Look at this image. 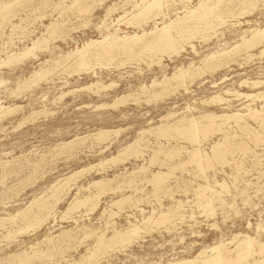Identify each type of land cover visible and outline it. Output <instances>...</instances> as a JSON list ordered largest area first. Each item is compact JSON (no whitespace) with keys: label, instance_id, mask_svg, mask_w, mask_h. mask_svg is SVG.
<instances>
[{"label":"rangeland","instance_id":"rangeland-1","mask_svg":"<svg viewBox=\"0 0 264 264\" xmlns=\"http://www.w3.org/2000/svg\"><path fill=\"white\" fill-rule=\"evenodd\" d=\"M3 1L10 0H0ZM26 1H29L26 6L24 2H20L23 5H13L10 16H0V24L4 23V26L0 25V60L6 59L10 53L13 55V52L20 54L32 45L33 40L41 36L44 38L38 46L39 49H34L32 56L31 53L23 59H6L7 64L0 66V79L5 81L0 85V105L10 109L16 107L14 111L11 109L12 112L7 108L0 113V166H3L0 167V217L9 218L21 209L27 214L23 218V213L18 214L19 216L13 219L15 222L5 220L3 227L0 225V264H12L13 261V264H21L17 261L26 259L27 256H30L31 260L26 259L29 263L24 264H168L193 258L199 259V264H206L205 257L209 256L213 252L212 248L216 246L222 245L221 249H224L227 257L235 256L237 248L240 247L239 242L244 236L255 240L253 249L255 253L258 252L259 245L264 243V39L249 48L242 47L241 43L242 37H250L252 30L264 29V0H223L224 6L221 2L219 9L216 8L214 14L209 15L212 17L202 19V28L195 32V37L183 43L184 48L177 54L161 51L149 53L148 50L137 46L130 54L127 50L117 48L112 50L111 56L105 55L106 57L103 56L104 58L101 57L98 61L92 60L93 63L91 61L87 67L78 69L71 66L55 67L54 60L81 49L89 40H100L108 33L119 36L135 33L141 35L155 26L162 27L164 23L183 18L182 15H187L184 16L186 18L192 17L194 14L190 15V10L198 7L201 0H168L170 6L162 8L165 15L150 16L146 19L141 16L137 19L140 20L141 26L135 23L129 25L128 20H125L130 18V12L136 9L140 0H86L84 4L91 5L86 12L68 7L73 0H50L39 7L36 4L39 0ZM29 9L31 12L28 13ZM125 11L128 14L117 23L116 18L124 15ZM50 23L55 24V34L45 32ZM48 34L49 37H46ZM227 50H230V54L226 55L230 59L220 55ZM210 54H214L216 59L207 63L205 58ZM222 56L226 58L223 61ZM40 66L50 68V74L53 69H58L53 70L51 75L47 74L44 79L41 78L36 85L28 86L26 79ZM179 68H188L191 71L195 69L199 72H196L193 78H186L187 81L183 83L186 86L178 84L177 80L170 81L169 84L162 80L171 77ZM227 91L229 93H226ZM214 95H221L225 100L215 103L216 100H211ZM250 109L263 111H258L259 117H250L247 115ZM236 111L243 115L242 119L244 118L242 124L245 128L242 130L235 126L234 119H229L230 121L219 127L209 125L208 130L205 131L206 127L202 130V134L204 131L206 134L199 147L208 154L211 146L221 139L225 132L230 135L227 144H237L233 151L225 155L228 163L214 157L210 165L205 164L204 171H201L195 162L185 163L188 160V151L198 147L196 143L175 133H171L172 138L160 134L159 136L155 129L157 126L174 124L177 118L193 116L208 124L209 119L204 117L206 114L221 116ZM216 119V122L222 123L223 119ZM100 130H108V136L105 135L106 138L101 141L93 138ZM142 130H145L144 133ZM258 132L259 139L255 140L253 134ZM135 139L138 140V145L135 143L134 150L139 148L142 153L139 150L138 153L126 149ZM66 143L69 144L64 146ZM61 144L64 147H61ZM41 154H44V157ZM180 166L181 169L178 168ZM158 171L171 175L166 177L161 188L154 189L152 175ZM75 172L79 173L74 175ZM71 174L75 176L72 177V182H69V186L64 185L71 190L66 192L65 189L61 192L60 199L54 206V217L35 228L29 227L33 216L38 214L37 201L48 196L52 201V188L63 184L65 178ZM205 177L211 184L210 187L220 192L217 196L212 195L209 188H201L206 185ZM213 179L215 184H212ZM94 181L105 183L100 187L94 185ZM221 185L225 186V189H222ZM87 192H90V195L100 194L98 206L94 211L89 210L87 205L73 208L74 210L67 209L75 198L82 199L83 196L89 195ZM121 197H126V202L124 200L120 206L121 210L117 205L113 208L112 202ZM207 200H211L210 212L203 206ZM163 212L170 214L169 223H161L156 219ZM132 224L140 226V231L139 235L135 236L136 239L134 237L127 241L129 245L126 242L113 244L98 250L93 258L89 256L97 249L100 235L104 234V238L108 239L113 228L125 231ZM107 227L109 228L105 229ZM8 231L10 234L14 232L6 237L4 233L8 234ZM62 232L74 237L66 238ZM61 236L66 240H62ZM33 252L38 254L33 255ZM261 252L253 253L245 262L234 264H264V249ZM205 254L207 255L204 257ZM24 259L22 260L25 261Z\"/></svg>","mask_w":264,"mask_h":264},{"label":"bare ground","instance_id":"bare-ground-1","mask_svg":"<svg viewBox=\"0 0 264 264\" xmlns=\"http://www.w3.org/2000/svg\"><path fill=\"white\" fill-rule=\"evenodd\" d=\"M25 1L26 0H10V1H7V2H5V1H3V2H0V16L2 17V18H5L8 14H9V16H10V12H11V7L13 6V5H16V6H18V5H20V4H22L23 2H24V5L25 4H27L29 1H26V3H25ZM50 0H39L36 4H37V7H39V6H43V5H45V4H47L48 2H49ZM84 1H86V0H73V3H71V6H68V7H70V8H77L78 9V11H84V12H86L87 10H89V8H90V6H88L87 4H84ZM127 1V0H126ZM171 1V0H170ZM178 1V0H177ZM181 1H183V0H181ZM223 0H213V1H211V0H201V2L199 3V6L197 7L196 6V8L194 9L193 8V10L191 9L190 10V15L193 13L194 15H192V17H189V18H186V17H184V16H187V15H182L183 16V18L181 17L180 19H178V20H176V21H171V22H169V23H164L163 24V26L162 27H158V26H155L154 27V29H152L151 31H148V32H143L141 35H139V34H137V33H135V34H133V35H128V34H125V35H123V36H119V35H116V34H112V33H108V34H106V35H104L103 37H102V39H100V40H98V39H95V40H89L85 45H83V47L80 49H76V50H74V51H71V52H69V53H67V55L65 56V57H61L60 59H58V60H54V61H56L55 62V67H57V66H65V67H67V66H71V67H73V68H75V69H78V68H83V66H84V68H85V66L87 67L90 63H91V61L92 60H96V61H98V60H100V58L102 57V58H104L103 56H105V55H110L111 53H112V50H114V49H123V50H127L129 53L132 51V50H134V48L137 46L138 48H143V49H146V50H148L149 51V53H151V52H154V51H161V52H168L169 54H173V53H179L183 48H184V45H183V43L184 42H187L188 40H189V38L191 39V38H193V36H194V34H195V32L202 26V23H201V21H202V19L204 18V17H207V16H209V15H211L212 13L214 14V12H215V10H216V8H218V6H219V4L222 2ZM228 1V0H227ZM20 2H22V3H20ZM31 2V1H30ZM140 3L139 4H137L136 5V9H134V10H132L131 12H130V18H125V20L127 19L128 21L127 22H129L128 24L130 25V23H135L136 25L138 24V25H140L141 23H139V21H137V19L138 18H140L141 16H144V18L146 19V17H152V16H158V15H160V14H162V16L163 15H165L164 14V12L162 11V8L164 7V6H168L169 4H168V0H140L139 1ZM172 2H175V0L174 1H172ZM185 2H187V1H185ZM190 2V1H189ZM225 2V1H224ZM224 2H222L223 3V6H224ZM230 2V1H229ZM233 2V1H232ZM243 3H244V1H242ZM245 2H246V0H245ZM251 2V1H250ZM94 3V2H93ZM93 3H92V5H93ZM169 3H171V2H169ZM177 3V2H176ZM181 3V2H180ZM235 3V2H234ZM233 3V4H234ZM243 3L241 4V5H243ZM84 4V5H83ZM95 4V3H94ZM127 4V3H126ZM173 4V3H172ZM198 4V3H197ZM226 4V3H225ZM249 4V3H248ZM23 5V4H22ZM32 5H33V3H32ZM32 5L30 6L31 8H32ZM62 5V4H61ZM135 5V4H134ZM180 5V4H179ZM187 5V4H186ZM221 5V4H220ZM230 5V4H229ZM235 5H237L236 3H235ZM244 5H245V3H244ZM243 5V6H244ZM26 6V5H25ZM170 6V5H169ZM233 6V5H232ZM134 7V6H133ZM181 7H183V6H181ZM240 7V6H239ZM246 7V6H245ZM244 7V8H245ZM15 8V7H14ZM17 8V7H16ZM24 8V7H23ZM41 8V7H40ZM39 8V9H40ZM55 8V7H54ZM169 8V7H168ZM167 8V9H168ZM236 8H238V7H236ZM240 8H242V7H240ZM20 9V8H19ZM18 9V10H19ZM38 9V8H37ZM38 9V10H39ZM113 9V8H112ZM186 9V8H185ZM190 9V8H189ZM219 9V8H218ZM228 10H229V7L227 8ZM16 10V9H15ZM36 10V9H35ZM53 10V9H52ZM63 10H65V9H63ZM63 10H62V12H63ZM69 10V9H68ZM71 10V9H70ZM109 10H110V8H109ZM124 10V9H123ZM232 10V9H231ZM231 10L229 11V12H231ZM244 10V9H243ZM26 11H27V9H26ZM32 11H33V9H32ZM54 11V10H53ZM179 11V10H178ZM224 11V10H223ZM234 11V10H233ZM247 11H248V9H247ZM14 12V11H13ZM18 12V11H17ZM29 12H31V10L29 9V11H28V13ZM44 12V11H43ZM66 12V11H65ZM69 13H70V11H68ZM72 12V11H71ZM75 12H77V11H75ZM84 12H81V13H83L84 14ZM189 12V11H188ZM218 12V11H217ZM221 12V11H220ZM225 12H226V10H225ZM235 12V11H234ZM238 12H239V10H238ZM246 12V11H245ZM20 13H22V12H20ZM39 13V12H38ZM73 13V12H72ZM71 13V14H72ZM78 13V12H77ZM89 13V12H88ZM23 14V13H22ZM26 14V13H25ZM31 14V13H30ZM30 14H29V16H30ZM34 14V13H33ZM32 14V15H33ZM80 14V13H79ZM128 14V12H126L125 11V13H124V15H120L118 18H116V21H117V23H120L121 21H122V19L124 18V17H126V15ZM168 14V13H167ZM227 14H228V12H227ZM12 15V14H11ZM66 15V14H65ZM80 15H82V14H80ZM85 15V14H84ZM86 15H87V13H86ZM189 15V14H188ZM223 15V14H222ZM235 15V14H234ZM243 15V14H242ZM26 16V15H25ZM44 16V15H43ZM241 16V15H240ZM17 17H19V16H17ZM28 17V16H27ZM27 17H25L26 19H27ZM65 17H67V16H65ZM161 17V16H160ZM179 17V16H178ZM209 17H212V16H209ZM222 17V16H221ZM15 18V17H14ZM19 18H21V17H19ZM18 18V19H19ZM29 18V17H28ZM33 18V17H32ZM37 18V17H36ZM64 18V17H63ZM177 18V17H176ZM218 18L219 19H221L219 16H218ZM38 19V18H37ZM151 19H153V18H151ZM150 19V20H151ZM205 19H207V18H205ZM212 19V18H211ZM218 19V20H219ZM12 20V19H11ZM22 20V19H21ZM25 20V19H24ZM36 20V19H35ZM39 20V19H38ZM60 20V19H59ZM67 20V19H66ZM218 20H216V21H218ZM29 21H32V20H29ZM56 21V20H55ZM62 21V20H61ZM209 21V20H208ZM207 21V22H208ZM212 21V20H211ZM21 22V21H20ZM23 22V21H22ZM21 22V23H22ZM35 22V21H34ZM67 22V21H66ZM65 22V23H66ZM115 22V21H114ZM126 22V23H127ZM219 22V21H218ZM2 23V22H1ZM32 23V22H31ZM54 23V22H53ZM53 23H50V25L49 26H47L46 27V31L45 32H54V29H55V24H53ZM59 23V22H58ZM125 23V22H124ZM125 23V24H126ZM204 23V22H203ZM213 23V22H212ZM226 23V22H225ZM229 23V22H228ZM4 24V23H3ZM2 24V25H3ZM10 24V23H9ZM8 24V25H9ZM15 24V23H14ZM27 24V23H26ZM33 24V23H32ZM36 24V23H35ZM60 24V23H59ZM64 24V23H63ZM80 24V23H79ZM131 24V25H132ZM216 25L218 24V23H215ZM214 24V25H215ZM219 24H222V23H219ZM1 25V24H0ZM1 25V26H2ZM205 25V24H204ZM209 25H211V23L209 22ZM4 26V25H3ZM19 26V25H18ZM60 26V25H59ZM141 26V25H140ZM208 26V25H207ZM13 28L15 27V25L14 26H12ZM12 27H11V29H12ZM34 27V26H33ZM146 27V26H145ZM212 27V26H211ZM215 27V26H214ZM17 28H19V27H17ZM28 27H26V29H27ZM172 28H173V30H172ZM202 28V27H201ZM213 28V27H212ZM229 28V27H228ZM0 29H1V27H0ZM10 29V30H11ZM20 29V28H19ZM25 29V30H26ZM34 29V28H33ZM59 29V28H58ZM230 29V28H229ZM18 30V29H17ZM30 30H32V29H30ZM57 30V29H56ZM175 30V31H174ZM213 30V29H212ZM13 31V30H12ZM24 31V30H23ZM22 31V32H23ZM219 31V30H218ZM21 32V31H20ZM44 32V33H45ZM175 32V33H174ZM29 33H31V32H29ZM61 33V32H60ZM208 33V32H207ZM11 34H13V33H11ZM16 34V33H15ZM25 34H26V32H25ZM42 34V33H41ZM40 34V35H41ZM53 34V33H52ZM54 34H55V32H54ZM53 34V35H54ZM243 34V32H241V35ZM249 34V33H248ZM30 35V34H29ZM45 35V34H44ZM245 35V34H244ZM250 35V37H246V36H241L242 37V47H244V48H249V47H251V46H253V45H256V43H259V42H261L262 41V39H264V29H259V30H252L251 31V33L249 34ZM39 36V35H38ZM59 36V35H58ZM16 37V36H15ZM19 37H21L20 35H19ZM23 37V36H22ZM25 37V36H24ZM42 37V36H41ZM41 37H38L36 40H33L32 42H31V46L30 47H27L26 49H24L23 50V52H21L20 54H17V53H15L14 54V52H13V55H11L12 53H10V55H8L7 56V58L6 59H8V61H10L11 59H15V58H22L23 59V57H26V56H28V55H30L33 51H34V49L35 48H37L38 46H40V44H41V41L44 39L43 37L41 38ZM46 37H49V34H48V36H46ZM54 37V36H53ZM195 37V36H194ZM196 37H199V36H196ZM51 39V38H50ZM8 40V39H7ZM12 40V39H11ZM49 40V39H48ZM56 40V39H55ZM21 41V40H20ZM53 41V40H52ZM237 41V40H236ZM44 42V41H43ZM49 42V41H48ZM6 43H8V42H6ZM45 43H46V41H45ZM10 45V44H9ZM12 45V44H11ZM46 45H48V44H46ZM45 45V46H46ZM231 45V44H230ZM235 45V44H234ZM241 46V45H240ZM1 47V46H0ZM235 47V46H234ZM237 47V46H236ZM239 47V46H238ZM9 48H10V46H9ZM137 48V49H138ZM233 48V47H232ZM4 49H6V48H4ZM38 49H39V47H38ZM41 49V48H40ZM44 49V48H43ZM46 49V48H45ZM44 49V50H45ZM233 49H235V48H233ZM264 49V48H263ZM10 50V49H9ZM37 50V49H36ZM42 50V49H41ZM123 50L121 51V52H123ZM237 50V49H236ZM239 51H240V49H238ZM37 51H40V50H37ZM213 51V50H212ZM217 51V50H216ZM238 51V52H239ZM245 51V50H244ZM264 51V50H263ZM262 51V52H263ZM17 52V51H16ZM114 52V51H113ZM119 52V51H118ZM128 52H126V53H128ZM160 52V53H161ZM235 52H237V51H235ZM248 52V51H247ZM34 53V52H33ZM33 53L31 54V56L33 55ZM125 53V54H126ZM137 53H139V52H137ZM158 53V52H157ZM233 53V52H232ZM231 53V54H232ZM114 54V53H113ZM119 54V53H118ZM122 54V53H121ZM131 54V53H130ZM167 54V53H166ZM209 54V53H208ZM230 54V50L228 51H225V52H223V53H221L220 55H229ZM261 54V53H260ZM129 55V54H128ZM151 55V54H150ZM157 55V54H156ZM216 55H218V54H216ZM36 56V55H35ZM111 56V55H110ZM158 56V55H157ZM160 56V55H159ZM207 56V55H206ZM205 56V57H206ZM223 56H222V60L221 61H223V59H226V58H229V57H227L226 56V58H223ZM249 56V55H248ZM261 56V55H260ZM106 57V56H105ZM127 57V56H126ZM131 57V56H130ZM204 57V56H203ZM202 57V59H204ZM231 57V56H230ZM71 58V60H69ZM132 58V57H131ZM5 58H1V60H0V66H2V64H7L6 62H7V60H6ZM10 59V60H9ZM110 59H112V57H110ZM116 59V58H115ZM155 59H156V57H155ZM154 59V60H155ZM214 59H216V57L214 56V54H210V56L208 55V57L207 58H205V61L208 63L209 61H214ZM219 58H217V60H218ZM230 59V58H229ZM148 60V59H147ZM157 60H158V57H157ZM160 60V59H159ZM50 61V60H49ZM48 61V62H49ZM69 61V62H68ZM95 61V62H96ZM102 61V60H101ZM110 61V60H109ZM216 61V60H215ZM228 61V60H227ZM47 62V61H46ZM104 62V61H103ZM112 62V61H111ZM117 62V61H116ZM156 62V61H155ZM159 61H157V63H158ZM219 62H220V60H219ZM218 61H217V63H219ZM235 62V61H234ZM13 63V62H12ZM11 63V64H12ZM92 63H93V61H92ZM98 63V62H97ZM106 63H108V62H106ZM212 63V62H211ZM216 63V64H217ZM221 63V62H220ZM236 63V62H235ZM206 64V63H205ZM205 64H203V66H205ZM222 64V63H221ZM220 64V65H221ZM228 64V63H227ZM247 64V63H246ZM10 65V64H9ZM43 65V64H42ZM51 65H52V63H51ZM201 65V64H200ZM219 65V64H218ZM189 66H191V64L189 65ZM206 66H208V65H206ZM213 66H215V65H213ZM47 67V66H46ZM64 67V68H65ZM181 67V66H180ZM210 67V66H209ZM212 67V66H211ZM210 67V68H211ZM52 68V67H51ZM70 68V67H69ZM192 68V67H191ZM195 68V67H194ZM199 68V67H198ZM208 68V67H207ZM53 69V68H52ZM56 69H58V68H56ZM55 69V70H56ZM89 69V68H88ZM51 69L49 68H45L44 66H40V68H38L37 70H35V71H33V73L30 75V77L29 78H27L26 79V82L27 83H29L28 84V86L31 84H35L36 85V83L39 81V80H41V78L42 79H44V77H47L46 75L47 74H49V75H51L53 72L51 71V74L49 73V71H50ZM66 70V69H65ZM71 70V69H70ZM84 70V69H83ZM87 70V69H86ZM199 70H203V68L202 69H200L199 68ZM199 70L197 71V70H195V69H193V71H191V70H189L188 68L187 69H183V68H179L177 71H175L174 73H173V75H171V77H167V78H165V80L164 79H162L163 81H165V83L167 84H169V82L170 81H178V84H183L184 82H185V80H186V78L187 77H192L193 78V76L195 75V73L196 72H199ZM67 71L68 72H70L69 70H68V68H67ZM79 71V70H78ZM80 71H82V70H80ZM205 71V70H204ZM207 71V70H206ZM60 72V71H59ZM75 72V71H74ZM77 72V71H76ZM201 72V71H200ZM202 73H204V72H202ZM206 73V72H205ZM48 75V76H49ZM195 77V76H194ZM198 77V76H197ZM191 79V78H190ZM48 80V79H47ZM52 80V79H51ZM46 81V80H45ZM187 81V80H186ZM190 81V80H189ZM246 81V80H245ZM255 81V80H254ZM253 81V82H254ZM5 81L3 80V79H0V85L2 84V83H4ZM8 82V81H7ZM154 82V81H153ZM247 82V81H246ZM252 82V83H253ZM191 83V82H190ZM242 83V82H241ZM249 83H250V81H249ZM251 83V84H252ZM259 82H256V84H258ZM161 84V83H160ZM175 84H177V83H175ZM174 84V85H175ZM187 84H189V83H187ZM243 84V83H242ZM254 84V83H253ZM252 84V85H253ZM111 85V84H110ZM162 85V84H161ZM174 85H173V87H174ZM183 85H185V84H183ZM255 85V84H254ZM22 86H23V84H22ZM25 86V85H24ZM108 86V85H107ZM164 86H165V84H164ZM176 86V85H175ZM186 86V85H185ZM184 86V87H185ZM18 87V86H17ZM104 87V86H103ZM161 87V86H160ZM163 87V86H162ZM166 87V86H165ZM164 87V88H165ZM187 87H189V86H187ZM164 88L162 89L161 88V90H164ZM167 88V87H166ZM165 88V89H166ZM171 88V87H170ZM169 88V89H170ZM160 89V88H159ZM98 90V89H97ZM161 90H159V92L161 91ZM168 90V89H167ZM175 90V89H174ZM188 91H189V89H187ZM70 91V90H69ZM171 91V90H170ZM13 92V91H12ZM163 92V91H162ZM69 93V92H68ZM71 93V92H70ZM165 93V92H164ZM169 93V92H168ZM173 93V92H172ZM220 93V92H219ZM226 93H229L228 91L226 92ZM234 93H235V91H234ZM264 93V92H263ZM65 94H67V93H65ZM163 94V93H162ZM233 94V93H232ZM62 95V94H61ZM156 95V94H155ZM153 96H154V94H153ZM215 96V95H214ZM235 96V95H234ZM60 97V96H59ZM235 97H238V96H235ZM61 99V98H60ZM131 99V98H130ZM140 100V99H139ZM211 100H216V102L215 103H217L218 101L220 102H222L223 100H225L224 98H221V95H220V97L219 96H215V97H211ZM209 102V100L207 101V103ZM225 102V101H224ZM55 103V102H54ZM211 103V102H210ZM213 104V103H212ZM222 104V103H221ZM225 105V104H224ZM105 106V105H104ZM113 106H114V104H113ZM188 107V106H187ZM229 107V106H228ZM8 107L7 106H4V105H0V113H1V111H4V110H6ZM14 108H16V107H14ZM14 108H11L12 110L14 109ZM186 108V107H185ZM191 108V107H190ZM8 109H10V107L8 108ZM10 109V110H11ZM187 109V108H186ZM192 109V108H191ZM10 110H8V112L10 111ZM12 110L10 111V112H12ZM14 111V110H13ZM17 111V110H16ZM239 111V110H238ZM258 111H263V109L262 110H256V109H250L248 112H247V115L248 116H250V117H255V116H257V117H259L258 116V114H259V112ZM225 112H227V111H225ZM231 112V111H230ZM6 113V112H5ZM36 113V112H35ZM35 113H33V116H34V114ZM261 113V112H260ZM32 114V113H31ZM30 114V115H31ZM37 114V113H36ZM171 114H174V113H171ZM203 114V113H202ZM201 114V115H202ZM29 115V116H30ZM169 115V114H168ZM201 115H199V116H201ZM263 115V114H262ZM185 116V115H184ZM242 114H240L239 112H234V113H232V114H222L221 116H215V115H212V114H206V115H204V117L205 118H207V119H209V123L208 124H205V123H202L203 121H200V119L201 118H199V119H197V118H195V116H193V117H191V118H186V117H183V118H177L176 119V123H174V124H166V125H164L165 123L163 122V121H161V122H163L164 124H162V125H164V126H157V128L155 127V129H156V131L158 132L157 134L159 135H161V136H170L171 137V133H175L176 135L178 134L179 135V137H183L184 139H186V140H188V141H192V142H194V144L196 143L197 145H198V147H193V149L190 151H188L189 153H188V156H187V159L188 160H186L187 162H185V161H183V162H185V163H189V162H195L197 165H198V167H199V169L201 170V171H204V169L206 168V166H205V164L206 165H210V163L214 160L213 158L215 157V158H219L220 160H223V162L224 163H226L227 162V158L225 159V155H226V153H228V152H231V151H233V148H235V146L237 147V144H233V143H231L232 145H228L227 144V142H228V140H229V136L230 135H228L226 132H225V134L223 135V137L220 139H218V140H216V142L211 146V149H210V147H209V149H210V153L208 154L207 152H205L203 149H201L199 146H200V144H201V141H202V138H205L204 136H205V131H206V129L208 130V128H207V126H209V125H215L216 127H219V125H221V124H223V123H225V122H227L229 119H234V123H235V126L236 127H239L241 130L243 129V128H245V126L242 124V120L244 119H242ZM0 117H1V114H0ZM32 117V116H31ZM203 117V116H202ZM204 117H203V119H204ZM221 118V119H223L222 120V123H218V122H216V118ZM245 117H246V115H245ZM27 118V117H26ZM170 118H171V115H170ZM179 119V120H178ZM207 119H205V121L207 120ZM216 119V120H215ZM262 119V118H261ZM199 120V121H198ZM202 120V119H201ZM255 120H258V118H255ZM165 121V120H164ZM167 121V120H166ZM173 121V120H172ZM230 121V120H229ZM232 121V120H231ZM245 121V120H244ZM259 121H261L260 119H259ZM262 121H264V120H262ZM261 121V122H262ZM227 124V123H226ZM230 124V123H229ZM233 124V123H232ZM232 124H231V126H232ZM245 124V123H244ZM161 125V124H160ZM225 125V124H224ZM259 125H261V123L259 124ZM263 125V124H262ZM228 126H230V125H228ZM230 126V127H231ZM206 127V128H205ZM211 127V126H210ZM205 128V131H204V134H202V130ZM212 128H214V126L212 127ZM250 128V127H249ZM230 129V128H229ZM247 129H248V127H247ZM252 129V128H251ZM255 129V128H254ZM152 130V129H151ZM222 130V129H221ZM250 130V129H249ZM264 130V129H263ZM107 131L108 130H100V131H98V133L97 134H95L96 135V137H93L94 139H100V141H101V139L103 140V138L105 137V135H107L108 136V134H107ZM143 131V130H142ZM145 131V130H144ZM144 131H143V133H144ZM148 131H149V129H148ZM147 131V132H148ZM156 131H154V132H156ZM216 131V130H215ZM227 131H228V129H227ZM230 131V130H229ZM110 132V131H109ZM154 132H153V134H154ZM142 133V132H141ZM146 133V132H145ZM151 133V132H150ZM208 133V132H207ZM253 133H254V131H253ZM248 134H250V133H248ZM257 134V133H256ZM254 135L253 134V136H255L254 137V139L255 140H258L259 139V132H258V134L257 135ZM141 135V134H140ZM143 135V134H142ZM155 135V134H154ZM159 135V136H160ZM245 135V134H244ZM86 136V135H85ZM261 136H262V134H261ZM91 137V136H90ZM174 137V136H173ZM176 137V136H175ZM263 137V136H262ZM78 138V137H77ZM92 138V137H91ZM106 138V137H105ZM153 138V137H152ZM164 138V137H163ZM172 138V137H171ZM264 138V137H263ZM81 139V138H80ZM243 139V138H242ZM76 140V139H75ZM78 140V139H77ZM136 140V139H135ZM134 140V141H135ZM139 140H140V138H139ZM71 141V140H70ZM94 141V140H93ZM133 141V142H134ZM204 141V140H203ZM99 142V141H98ZM130 143V144H128L129 146H127V148L126 149H131L132 151L134 150V149H136V146L134 147V145H135V143L137 144V142H138V140H136V142H134V143ZM140 142V141H139ZM147 142V141H146ZM239 142V141H238ZM75 143V142H74ZM73 143V144H74ZM213 143V142H212ZM240 143V142H239ZM67 144H69V143H66V144H63L64 146H66ZM71 144V143H70ZM245 144V143H244ZM62 145V144H61ZM61 146V147H64V146ZM138 145V144H137ZM240 145V144H239ZM71 146H73V145H71ZM255 146V145H254ZM61 147H59L60 149H61ZM68 147V146H67ZM177 147V146H176ZM240 147V146H239ZM66 148V147H65ZM69 148H70V146H69ZM160 148V147H159ZM172 148V147H171ZM180 148V147H179ZM178 148V149H179ZM246 148V147H245ZM64 149V148H63ZM170 149V148H169ZM183 149V148H182ZM242 149V148H241ZM244 149V148H243ZM123 150H124V152L126 151L124 148H123ZM122 150V151H123ZM131 150H129V151H131ZM138 150H139V148H138ZM138 150H134L133 152H138ZM142 150V149H141ZM159 150V149H158ZM167 150V149H166ZM174 150V149H173ZM175 150H177V149H175ZM128 151V152H129ZM167 151H169V150H167ZM184 151H185V149H184ZM204 151V152H203ZM246 151H247V149L245 150V153H246ZM127 152V153H128ZM133 152H131V153H133ZM139 152H141L142 153V151H140L139 150ZM138 152V153H139ZM155 152H156V150H155ZM179 152V151H178ZM186 152V151H185ZM123 153V152H122ZM137 153V154H138ZM187 153V152H186ZM128 154H130V153H128ZM136 154V153H135ZM165 154V153H164ZM169 154H171V152L169 153ZM41 155H43V157H44V154H41ZM120 155V154H119ZM130 155H132V154H130ZM177 155V154H176ZM181 155V154H180ZM243 155V154H242ZM120 156H122V155H120ZM129 156V155H128ZM135 156V155H134ZM138 156V155H137ZM172 156V155H171ZM245 156V155H244ZM46 157V156H45ZM254 157V156H253ZM252 157V158H253ZM115 158V157H114ZM257 159V158H256ZM255 159V160H256ZM15 160V159H14ZM112 160V159H111ZM115 161H116V159H114ZM121 160V159H120ZM169 160V159H168ZM185 160V159H184ZM1 161H3L2 159H1ZM105 161V160H104ZM104 161H103V164H104ZM165 161V160H164ZM239 161H240V159H239ZM259 161V160H258ZM3 162H5V161H3ZM7 162V161H6ZM11 162H13V161H11ZM106 162V161H105ZM152 162V161H151ZM235 162V161H234ZM10 163V162H9ZM102 163V162H101ZM228 163V162H227ZM232 163V162H231ZM258 163V162H257ZM1 164H2V162H1ZM0 164V165H1ZM6 164H8V163H6ZM13 164V163H12ZM32 164V163H31ZM33 164H35V163H33ZM32 164V165H33ZM36 164H37V162H36ZM35 164V165H36ZM11 165V164H10ZM153 165V164H152ZM181 165V164H180ZM183 165V164H182ZM221 165V164H220ZM241 165V164H240ZM261 165V164H260ZM9 166V165H8ZM186 166V165H185ZM236 166V165H235ZM0 167H3V166H0ZM4 167H5V164H4ZM143 167V166H142ZM181 167L182 166H180V167H178V168H180L181 169ZM249 167V166H248ZM6 168V167H5ZM140 168V167H139ZM138 168V169H139ZM174 168V167H173ZM176 169H177V166L175 167ZM174 168V169H175ZM241 168V167H240ZM4 169V168H3ZM104 169V168H103ZM198 169V170H199ZM239 169V168H238ZM245 169V168H244ZM6 170V169H5ZM140 170H141V168H140ZM233 170H234V168H233ZM170 172H171V170H169ZM236 171V170H235ZM2 172V171H1ZM7 172V171H6ZM133 172V171H132ZM142 172V171H141ZM244 172V171H243ZM3 173V172H2ZM77 173H79V172H77ZM76 172L75 173H73L74 175H76L77 174ZM131 173V172H130ZM139 172H137V174H138ZM4 174V173H3ZM115 174V173H114ZM129 174V173H128ZM128 174H125V175H128ZM133 174H135V173H133ZM153 174V173H152ZM227 174V173H226ZM5 175V174H4ZM74 175H70V176H68V177H66L65 178V181H63L64 183L63 184H60V186H58V185H56L57 187H55V188H52V189H54L53 191H52V194H51V199H52V201H50L49 200V196L48 197H46V198H44V199H42V200H39V201H37V204H36V207L38 208V214H34L35 216H33V221L31 222V224L29 225V224H27V226L29 225V227H36V226H39L42 222H44V221H47V220H49V218L50 217H54V206L56 205V203L59 201V199H60V195H61V192H63L65 189H67L66 190V192H69L71 189H70V187H67V186H69V182H72L71 181V179H72V177L74 176ZM124 175V176H125ZM136 175V174H135ZM169 175V173H167V174H164V173H161V172H157V173H154L153 175H152V182H153V184H154V186H155V188L154 189H158V188H161V186L163 185V182L166 180V177ZM171 175V174H170ZM169 175V176H170ZM234 175V174H233ZM1 176V175H0ZM131 176V175H130ZM199 176V175H198ZM2 177V176H1ZM75 177V176H74ZM122 177H123V175H122ZM134 177V176H133ZM151 177V176H150ZM177 177V176H176ZM103 178V177H102ZM116 178V177H115ZM125 178V177H124ZM127 178V177H126ZM131 178V177H130ZM235 178V177H234ZM64 179V178H63ZM74 179V178H73ZM1 180V179H0ZM103 180H105V179H103ZM113 180V179H112ZM124 180V179H123ZM128 180H129V178H128ZM131 180H132V178H131ZM131 180H130V182H131ZM106 181H110V180H106ZM126 181H127V179H126ZM133 181V180H132ZM141 181V180H140ZM148 181V180H147ZM206 181V182H205ZM205 184L206 185H200L201 186V188L203 187L204 189L203 190H205V189H207V188H209L211 191V193H212V195H216L217 196V194H219L220 192L219 191H217V190H215V189H212L211 187H210V185L211 184H209V181L207 180V178L205 177ZM210 181H211V179H210ZM95 182V181H94ZM127 182H129V181H127ZM151 182V181H150ZM215 182V180L213 179V182H212V184ZM217 182V181H216ZM233 182V181H232ZM62 183V182H61ZM103 183H105V182H103V181H97V182H95V183H93L94 185H99L100 187H102L103 186ZM118 183V182H117ZM120 183V182H119ZM135 183V182H134ZM148 183H149V181H148ZM234 183H236V182H234ZM56 184V183H55ZM58 184V183H57ZM73 184V183H72ZM122 184V183H121ZM215 184V183H214ZM220 184V183H219ZM219 184H217V185H219ZM20 185V184H19ZM64 185H67L66 187L67 188H65V186ZM71 185V184H70ZM131 185H133V184H131ZM224 185V184H223ZM223 185H221L220 187H222V189H225V186H223ZM74 186V185H73ZM116 186V185H115ZM153 186V187H154ZM213 186V185H212ZM236 186V185H235ZM53 187V186H52ZM94 187V186H93ZM119 187V186H118ZM164 187V186H163ZM168 187V186H167ZM72 188V187H71ZM81 188V187H80ZM106 188V187H105ZM83 188H81V190H82ZM95 189V188H94ZM99 189V188H98ZM103 189V188H102ZM112 189V188H111ZM133 189H134V187H133ZM137 189V188H136ZM187 189V188H186ZM196 189H197V187H196ZM69 190V191H68ZM104 190V189H103ZM107 190V189H106ZM105 190V191H106ZM110 190V189H109ZM132 190V189H131ZM244 190V189H243ZM115 191V190H114ZM78 192V191H77ZM79 192H80V190H79ZM103 192V191H102ZM224 192H226V191H224ZM50 193V192H49ZM65 193V192H64ZM123 193V192H122ZM202 193H203V191H202ZM63 194V193H62ZM66 194V193H65ZM87 194H89V195H87V196H83V198L82 199H77V198H73L74 199V201H72V202H70L71 204V206L68 208L67 207V209L68 210H71V209H73V208H78V207H80L81 205H87V208L89 209V210H93L94 211V209H96V207L98 206V200H99V196H100V194L99 193H95V194H91L90 195V192L88 193L87 192ZM169 194V193H168ZM195 194V193H194ZM247 194V193H246ZM76 195V194H75ZM82 195V194H81ZM158 195V194H157ZM128 196V195H127ZM126 196V197H127ZM200 196V195H199ZM125 197V198H126ZM213 197V196H212ZM34 198V197H33ZM40 198V197H39ZM125 198H122L121 197V199H118V200H115V201H113L112 202V204H113V208H114V205H117V207H119L120 208V210H121V204H122V202L125 200V202H126V199ZM130 198V197H129ZM171 198H173V197H171ZM216 198V197H215ZM38 199V198H37ZM62 199V198H61ZM101 199V198H100ZM141 200V199H140ZM145 200V199H144ZM148 200V199H147ZM200 200H202V198L200 199ZM35 201V200H34ZM150 202V201H149ZM34 204H35V202H33ZM177 204V203H176ZM123 205V204H122ZM188 205V204H187ZM210 205H211V200H207L205 203H204V209L206 210V211H209L210 210ZM32 206V205H31ZM243 206V205H242ZM82 207V206H81ZM85 207V206H84ZM108 207H110V205L108 206ZM185 207V206H184ZM35 208V207H34ZM112 208V207H111ZM111 208H110V211H111ZM25 209H28V208H25ZM87 209V210H88ZM115 209H116V207H115ZM203 209V210H204ZM19 210V209H18ZM22 210V209H21ZM21 210H19L20 212H15V214L12 216V215H10V217L8 218V217H4V216H2V217H0V225L3 227V222H5V220H13V219H15V217L16 216H19L18 214H21V213H25V211H21ZM74 210V209H73ZM76 210V209H75ZM88 210V211H89ZM104 210V209H103ZM108 210V209H107ZM204 210V211H205ZM32 211H33V209H32ZM105 211V210H104ZM109 211V210H108ZM117 211V210H116ZM119 211V210H118ZM160 211V210H159ZM212 211V210H211ZM27 212V211H26ZM90 212V211H89ZM92 212V211H91ZM210 212V211H209ZM213 212V211H212ZM23 213V214H24ZM37 213V212H36ZM64 213V212H63ZM62 213V214H63ZM66 213H68V212H65V214ZM71 213V212H70ZM88 213V212H87ZM221 213V212H220ZM102 214V213H101ZM110 213L108 212V215H109ZM114 214V213H113ZM117 214V213H116ZM64 215V214H63ZM155 215H157V214H155ZM170 215V214H169ZM169 215H167L165 212H163V213H160V215H158L157 217H156V219L158 220V221H160L161 223L162 222H167L168 221V223L170 222L169 220H170V217H169ZM21 216V215H20ZM23 216H27V214L25 215H22L21 217L23 218ZM69 217H70V214L68 215ZM24 217V218H25ZM30 217V216H29ZM111 217V216H110ZM63 218V217H62ZM81 218V217H80ZM20 219V218H19ZM18 219V220H19ZM27 219H29L28 217H27ZM51 219V218H50ZM110 219V218H109ZM112 219V218H111ZM156 220V221H157ZM10 221H8V222H10ZM14 222L16 221V220H13ZM7 222V221H6ZM20 222V221H19ZM24 222V221H23ZM145 222H147V220L145 221ZM159 222V223H160ZM108 223V222H107ZM143 223V222H142ZM157 223V222H156ZM163 224H165V223H163ZM167 224V223H166ZM9 225H10V223H9ZM142 225V224H141ZM149 225V224H148ZM0 226V227H1ZM26 225H25V227H27ZM106 226V225H105ZM130 226V225H129ZM143 226V225H142ZM112 227V226H111ZM6 228V227H5ZM21 228V227H20ZM23 228V227H22ZM28 228V227H27ZM109 227H107V228H105V229H108ZM125 228V227H124ZM148 228V227H147ZM170 228V227H169ZM140 229V226H137V225H135V224H132L129 228H127V229H125V231H122V230H115L114 228H113V231H112V233H111V235H110V237L107 239H105L104 237V234H102V235H100V237L98 238V240H97V249L95 250V251H93L91 254H89V256L91 257V258H93L96 254H97V251L98 250H100V249H102V248H105V247H110V246H112L113 244H117V243H127V241H131V239H134V237L137 235H139L138 234V231H140L139 230ZM141 229H143V228H141ZM15 231V230H14ZM13 231V232H14ZM25 231V230H24ZM105 231V230H104ZM104 231H103V233H104ZM107 231V230H106ZM105 231V232H106ZM13 232H12V234H13ZM22 232V231H21ZM64 232H66V231H64ZM64 232H62L63 234H64ZM69 232V231H68ZM93 232H95V231H93ZM101 232V231H100ZM99 232V233H100ZM7 233V232H6ZM6 233H4V235L6 236V235H12V234H10V232L8 231V234H6ZM92 233V232H91ZM90 233V234H91ZM102 233V232H101ZM15 234V233H14ZM59 234H61V233H59ZM66 234V233H65ZM64 234V235H65ZM98 234V233H97ZM62 235V234H61ZM94 235V234H93ZM71 236H73V235H69L68 233H67V235H65V237L66 238H71ZM95 236V235H94ZM98 236V235H97ZM97 236H95V237H97ZM2 237H3V235H2ZM6 237H9V236H6ZM62 237V240H64L65 239V237H64V239H63V236H61ZM74 237V236H73ZM94 237V238H95ZM55 239V238H54ZM61 239V238H60ZM73 239V238H72ZM135 239H136V237H135ZM56 240H58V239H56ZM66 240V239H65ZM71 240V239H70ZM228 240V239H227ZM55 241V240H54ZM68 241V240H67ZM254 239L253 238H251V237H249V236H244L243 238H242V240L239 242V244H240V247L239 248H237V250H236V254H235V256H230V257H227V255H226V252L224 251V249L222 250L221 249V247H222V245H221V247L220 246H216V247H214V248H212L213 249V252L211 253V254H209V256H206L207 254H205L204 255V257H205V262H206V264H234L235 262L236 263H238V262H241V261H243V262H245L246 261V259L249 257L250 258V256L253 254V253H255V250L253 249V245H254ZM50 242V241H49ZM57 242V241H56ZM46 243V242H45ZM57 243H59V241L57 242ZM64 243V242H63ZM66 243V242H65ZM132 243V242H131ZM237 243V242H236ZM52 244V243H51ZM82 244V243H81ZM128 244V243H127ZM130 244V243H129ZM128 244V245H129ZM257 244V243H256ZM55 246V245H54ZM66 246V245H65ZM127 246V245H126ZM260 246V247H259ZM258 247H259V250H257L258 252H261L263 249H264V243L263 244H260ZM53 247V246H52ZM60 247V246H59ZM58 247V248H59ZM120 247H121V245H120ZM123 247V246H122ZM57 248V247H56ZM114 248V247H113ZM50 249V248H49ZM108 249V248H107ZM112 249V248H111ZM48 250V249H47ZM231 250V249H230ZM234 250V249H233ZM35 251V250H34ZM39 251V250H38ZM210 251V250H209ZM49 252H50V250H49ZM104 252H105V250H104ZM211 252V251H210ZM209 252V253H210ZM235 252V251H234ZM258 252H256L257 254H258ZM34 254L33 255H37L38 254V252H33ZM204 253V252H203ZM207 253V252H206ZM228 253V252H227ZM255 253V254H256ZM262 253V252H261ZM44 254V253H43ZM101 254H103L102 253V250H101ZM15 255H16V253H15ZM29 255V254H28ZM31 255V254H30ZM50 255V254H49ZM49 255H47V256H49ZM14 256V255H13ZM23 256V255H22ZM88 256V257H89ZM228 256H229V254H228ZM18 257H20V256H18ZM22 258V257H21ZM28 258H30V260H31V257L29 256H27V258L26 259H28ZM87 258V257H86ZM95 258H97V257H95ZM201 258V257H200ZM203 258V257H202ZM19 258H17V260H18ZM22 259H24V258H22ZM22 259H20V261H17V263H25V262H27L26 261V259H24L25 261H23ZM40 259V258H39ZM89 259V258H88ZM87 260V259H86ZM89 260H91V259H89ZM199 260V259H198ZM198 260H197V258H193V259H188V260H182V261H178V262H172V263H168V264H197L198 263ZM204 260V259H203ZM263 260H264V258H263ZM97 261V260H96ZM200 261V260H199ZM203 262V261H202ZM258 262V261H257ZM13 263H14V261H13ZM12 263V264H13ZM27 263H29V261L27 262ZM97 263V262H96ZM200 263V262H199ZM198 263V264H199ZM80 264V263H79Z\"/></svg>","mask_w":264,"mask_h":264}]
</instances>
